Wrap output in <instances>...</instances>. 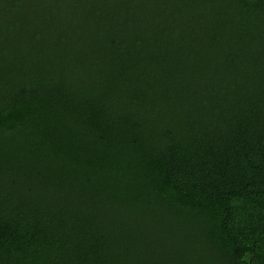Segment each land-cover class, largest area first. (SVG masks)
I'll use <instances>...</instances> for the list:
<instances>
[{
	"label": "trees",
	"instance_id": "obj_1",
	"mask_svg": "<svg viewBox=\"0 0 264 264\" xmlns=\"http://www.w3.org/2000/svg\"><path fill=\"white\" fill-rule=\"evenodd\" d=\"M0 264H264V0H0Z\"/></svg>",
	"mask_w": 264,
	"mask_h": 264
}]
</instances>
